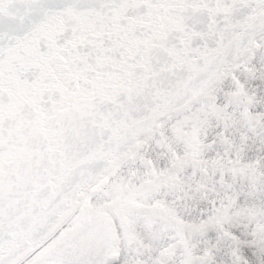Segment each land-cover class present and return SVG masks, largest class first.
<instances>
[{
	"label": "snow or ice",
	"instance_id": "1",
	"mask_svg": "<svg viewBox=\"0 0 264 264\" xmlns=\"http://www.w3.org/2000/svg\"><path fill=\"white\" fill-rule=\"evenodd\" d=\"M0 264H264V0H0Z\"/></svg>",
	"mask_w": 264,
	"mask_h": 264
}]
</instances>
